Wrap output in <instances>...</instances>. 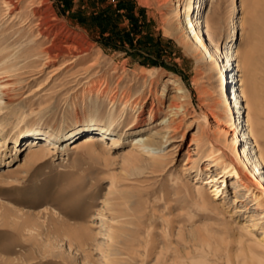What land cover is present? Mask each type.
Segmentation results:
<instances>
[{"label":"rangeland","instance_id":"rangeland-1","mask_svg":"<svg viewBox=\"0 0 264 264\" xmlns=\"http://www.w3.org/2000/svg\"><path fill=\"white\" fill-rule=\"evenodd\" d=\"M13 2L0 0V170H14L0 178V264H264V196L236 139L226 57L240 46L264 154V0H216L215 43L207 0ZM101 125L114 129L104 146L72 149ZM141 127L164 141L156 153L134 144ZM32 137L44 156H27ZM236 164L241 179H223ZM211 177L204 208L195 189Z\"/></svg>","mask_w":264,"mask_h":264},{"label":"bare ground","instance_id":"bare-ground-1","mask_svg":"<svg viewBox=\"0 0 264 264\" xmlns=\"http://www.w3.org/2000/svg\"><path fill=\"white\" fill-rule=\"evenodd\" d=\"M4 1L7 3V5L10 7L11 10L16 7L14 5L13 0H4ZM19 1L20 0H17V2H19ZM207 1L209 3V9L210 10L207 13L206 26L205 27L211 36V38L209 40L210 43H215V41H216L215 37L218 34V32H217V30H215V26L213 23V17H212L211 13H212L213 4L215 3L216 0H207ZM190 3H191L190 0H187V2L185 4L184 12L188 11V9L190 8V5H191ZM179 7L180 6L177 5L178 10H179ZM41 23L42 22H39V26H41L40 25ZM180 24H181L180 28L182 30H186V32H188V30L193 29V27H194V25H191L192 20L189 18L185 19L184 21H181ZM240 24H242V23L240 22ZM36 26H37V24H36ZM49 30H50V28L47 29V31H49ZM195 44H201V40L199 38H197L196 36H195V42L191 43L189 41V45H191V47L195 46ZM65 47L67 49L73 48V46H71V45H66ZM203 47L205 48L206 52L208 54H210V57L214 58V54L209 49V46L207 47L206 44H203ZM254 50H256V48ZM251 52H253V51H251ZM247 53H246V55H247ZM46 54L49 57H58V54L55 52V48L53 46H51L50 48H47ZM247 56H249V55H247ZM250 56L252 57V54H250ZM226 57H227V66L232 68V71H234V72L236 71L235 73H233L231 75V80L229 81V84H231L230 87L233 88L232 90L229 91L230 94L232 93V96L230 97V104L229 105H230V114L233 116V120H234V125H235L234 130H235L236 139L239 138L240 141L244 142V144H245L244 150L241 152V155L252 161V168H251L252 175L257 179L258 187L260 188V190L263 193L262 196H264V154L259 150H254L253 145L250 141L251 139H253V131H252V127H251V122H252L251 107L252 106L244 98L245 97L244 87H243L244 83H243L242 78L240 77L241 73H239V74L237 73V71L241 72V67H240L241 48H240V46H236L234 50L227 53ZM229 92H228V94H229ZM182 97H184V96H182ZM172 106H173V108H175L177 110L176 114H180V113H182L183 115L185 114L184 108L181 104L180 105L179 104L178 105L172 104ZM156 111H157L156 105L153 103L151 108H150L151 118L155 117ZM237 113H240L238 117H237ZM138 130L141 132L134 137V139H135L134 144L137 147L142 148L143 150H145L149 153H156L155 151L160 149L165 144L164 141L159 142L158 140H156L155 135H153V134L152 135L151 134L150 135L149 134H141L142 130H143L142 127L139 128ZM113 131H114V129L111 125H109V126H102L101 125V126L92 127V128L89 127L88 131L86 132L87 133L86 135L78 138L77 140H75L71 144L72 149H81V148H89V149L93 148V149H95V147H97L98 145L104 146L102 136L113 135ZM46 132H48L50 135H53L54 137L59 135V130H57V129H47ZM93 133H94V135H93ZM164 138L165 137H162V140H164ZM236 139H235V141H236ZM4 142H5L4 139L0 141L1 144ZM166 142H168V141L166 140ZM27 143H28L27 156L34 154V152L36 150H38L40 153L39 157L40 156L42 157L46 154V150H48V149L44 148V146L48 144L47 139L38 140L36 137H32V138L27 139ZM136 154L137 153H135L131 156V158H130L131 163H136L137 161L141 160L139 155L137 156ZM244 170L245 169L242 165H239V164L238 165L236 164L235 166L229 165L222 170L220 175L224 179L225 175L234 173L235 176L237 177V179L240 180L241 174ZM13 172H14V170L11 167L2 168L0 170V178L1 179H7L10 176H12ZM250 179H251V176H250ZM216 180H217L216 178L211 177L209 180H206L203 185H197L196 186V189H195L196 195L195 196H197L196 201L198 203H200V206H203L205 208L209 204L213 203L211 195L209 194V192L210 193L213 191L218 192L220 187L217 184H214L211 187H209V191L207 192L206 191V188H207L206 185L209 184L210 182H213ZM259 197L260 196H258V195L256 196L257 199H259ZM262 201H264V200H261L260 203ZM245 231L247 233L252 232L251 229H249L248 225H246ZM262 240L264 242V235H263Z\"/></svg>","mask_w":264,"mask_h":264}]
</instances>
